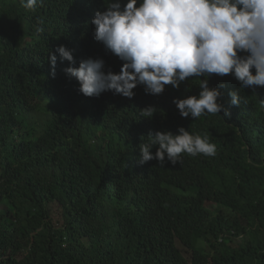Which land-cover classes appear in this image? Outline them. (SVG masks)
<instances>
[{"label": "trees", "instance_id": "1", "mask_svg": "<svg viewBox=\"0 0 264 264\" xmlns=\"http://www.w3.org/2000/svg\"><path fill=\"white\" fill-rule=\"evenodd\" d=\"M79 1L37 0L32 11L0 0V264H264V87L233 74L86 97L66 68L103 59L102 71L119 73L123 61L94 39L89 13L78 19ZM203 79L230 118L180 116L173 100L198 98ZM181 127L207 134L216 155L184 154L177 171L139 163L149 133Z\"/></svg>", "mask_w": 264, "mask_h": 264}, {"label": "clouds", "instance_id": "2", "mask_svg": "<svg viewBox=\"0 0 264 264\" xmlns=\"http://www.w3.org/2000/svg\"><path fill=\"white\" fill-rule=\"evenodd\" d=\"M36 4L37 0H22V6L32 11ZM101 9L99 0H80L77 17L84 23L79 16L89 13L94 39L123 63L119 73L102 71L103 59L89 58L79 67L66 68L86 97L109 91L110 96L128 100L138 85L144 86L146 94L161 95L165 86L179 89L189 78L233 74L243 87H264V0H141L139 6L138 0H127L123 7L120 0H109L106 10ZM56 52L62 60L75 63L65 46ZM49 63L55 78L56 55H51ZM199 88L198 98L173 100L182 118L197 119L221 111L223 118H230L231 112L217 102L221 93L210 89L207 79L200 80ZM230 95L231 104L239 107L240 96ZM156 111L149 106L141 109V116L151 119ZM178 133L158 131L154 137L149 133L151 142L139 147V163L156 160L177 171L184 154L216 155V145L207 134L193 135L183 127ZM153 146H158L154 155Z\"/></svg>", "mask_w": 264, "mask_h": 264}, {"label": "bare ground", "instance_id": "3", "mask_svg": "<svg viewBox=\"0 0 264 264\" xmlns=\"http://www.w3.org/2000/svg\"><path fill=\"white\" fill-rule=\"evenodd\" d=\"M66 62H67V61H66ZM40 67H41V66H40ZM178 90H179V89H178ZM72 103H73V102H72ZM66 110H67V109H66ZM110 129H111V128H110ZM113 129H114V128H113ZM194 134H195V133H194ZM96 137H97V136H96ZM87 156H88V155H87ZM208 170H209V169H208ZM208 170H207V171H208ZM206 175H207V174H206ZM197 182H198V181H197ZM195 189H196V188H195ZM210 195H211V194H210ZM198 199H199V198H198ZM215 203H216V202H215ZM196 214H197V213H196ZM194 215H195V214H194ZM200 215H201V214H200ZM200 217H201V216H200ZM198 218H199V217H198ZM198 218H197V219H198ZM199 241H200V240H199Z\"/></svg>", "mask_w": 264, "mask_h": 264}]
</instances>
